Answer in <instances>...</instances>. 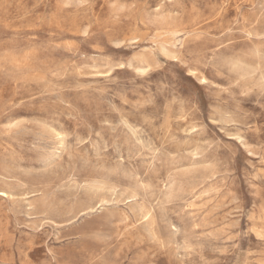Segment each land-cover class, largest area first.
<instances>
[{
  "label": "rangeland",
  "instance_id": "obj_1",
  "mask_svg": "<svg viewBox=\"0 0 264 264\" xmlns=\"http://www.w3.org/2000/svg\"><path fill=\"white\" fill-rule=\"evenodd\" d=\"M0 194V264H264V0H0Z\"/></svg>",
  "mask_w": 264,
  "mask_h": 264
},
{
  "label": "snow or ice",
  "instance_id": "obj_2",
  "mask_svg": "<svg viewBox=\"0 0 264 264\" xmlns=\"http://www.w3.org/2000/svg\"><path fill=\"white\" fill-rule=\"evenodd\" d=\"M0 195H2V194H0Z\"/></svg>",
  "mask_w": 264,
  "mask_h": 264
},
{
  "label": "bare ground",
  "instance_id": "obj_3",
  "mask_svg": "<svg viewBox=\"0 0 264 264\" xmlns=\"http://www.w3.org/2000/svg\"><path fill=\"white\" fill-rule=\"evenodd\" d=\"M204 81V80H203Z\"/></svg>",
  "mask_w": 264,
  "mask_h": 264
}]
</instances>
